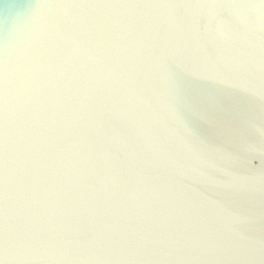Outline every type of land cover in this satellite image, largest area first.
Returning <instances> with one entry per match:
<instances>
[{"label": "water", "instance_id": "1", "mask_svg": "<svg viewBox=\"0 0 264 264\" xmlns=\"http://www.w3.org/2000/svg\"><path fill=\"white\" fill-rule=\"evenodd\" d=\"M262 5L0 0L11 264H264Z\"/></svg>", "mask_w": 264, "mask_h": 264}, {"label": "snow or ice", "instance_id": "2", "mask_svg": "<svg viewBox=\"0 0 264 264\" xmlns=\"http://www.w3.org/2000/svg\"><path fill=\"white\" fill-rule=\"evenodd\" d=\"M264 14V5L261 6ZM230 75H240L245 69L239 64H225L218 69ZM235 187H242L237 181ZM0 264H11L25 249L26 240L9 228V108L7 93L0 112ZM139 248L149 251L204 252L216 250L217 242L209 237L182 232H163L137 238Z\"/></svg>", "mask_w": 264, "mask_h": 264}]
</instances>
